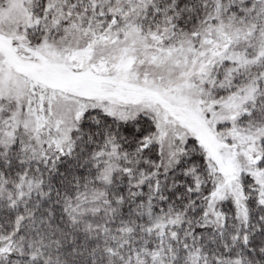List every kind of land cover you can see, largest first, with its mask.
Segmentation results:
<instances>
[{
  "label": "snow or ice",
  "instance_id": "6c2138e0",
  "mask_svg": "<svg viewBox=\"0 0 264 264\" xmlns=\"http://www.w3.org/2000/svg\"><path fill=\"white\" fill-rule=\"evenodd\" d=\"M0 264H264V0H0Z\"/></svg>",
  "mask_w": 264,
  "mask_h": 264
}]
</instances>
